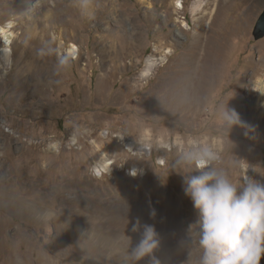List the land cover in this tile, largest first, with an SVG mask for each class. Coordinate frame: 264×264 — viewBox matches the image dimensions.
Masks as SVG:
<instances>
[{
  "label": "rangeland",
  "instance_id": "374dc122",
  "mask_svg": "<svg viewBox=\"0 0 264 264\" xmlns=\"http://www.w3.org/2000/svg\"><path fill=\"white\" fill-rule=\"evenodd\" d=\"M77 1L0 0V24L13 21L16 32L11 55L0 56V199L5 191L22 208L0 203V264H134L126 252L145 224L164 229L161 264H189L190 253L196 264L202 219L177 172L181 147L220 140L225 160L244 159L264 183V94L255 89L264 91V37L253 35L264 0L224 1L198 47L194 0H116L115 17L99 25ZM106 2L93 0L101 18ZM72 41L77 58L67 52ZM189 55L201 66L203 92L162 96L160 84L187 69ZM149 58L156 64L142 74ZM250 104L256 112L241 107ZM227 105L244 126L221 124ZM145 131L149 151H140ZM104 162L109 169L97 175ZM229 175L242 183L239 169ZM171 233L193 238L188 250H175Z\"/></svg>",
  "mask_w": 264,
  "mask_h": 264
},
{
  "label": "clouds",
  "instance_id": "9594fccd",
  "mask_svg": "<svg viewBox=\"0 0 264 264\" xmlns=\"http://www.w3.org/2000/svg\"><path fill=\"white\" fill-rule=\"evenodd\" d=\"M64 63L61 60V64ZM255 89L264 94L259 88ZM217 115L224 127L244 126L240 115L228 105ZM136 141L142 145L140 151H149L147 131ZM221 144L222 141L215 139L211 143L206 140L190 142L189 147H181L177 161L184 191L202 219V233L198 238L200 255L196 264H260L264 257V183L248 175L250 166L244 159L236 156L225 160ZM232 169L244 173L242 183L233 182L229 175ZM132 170L130 174L135 176ZM253 171L257 170L253 168ZM193 172L198 174L193 175ZM140 229L141 223L137 220L131 231ZM124 237L131 246V237L125 233ZM159 247L160 238L155 227L145 224L139 243L131 252L127 250L126 257L133 258L134 264L145 257L149 258V264H161L155 256ZM188 261L191 264V253Z\"/></svg>",
  "mask_w": 264,
  "mask_h": 264
},
{
  "label": "bare ground",
  "instance_id": "6f19581e",
  "mask_svg": "<svg viewBox=\"0 0 264 264\" xmlns=\"http://www.w3.org/2000/svg\"><path fill=\"white\" fill-rule=\"evenodd\" d=\"M194 1L195 2H194L193 7H192L193 15L195 14V17H196L197 14L202 13L201 16L196 17V22L198 23V26L194 29L193 44H192L193 46L195 45V47H196L197 45L199 46L203 41H207V42L209 41V37H208L209 35L206 38H204L205 37L204 36L205 23L207 22V20H208V18H209V16L211 14L214 13V15H218L219 14L218 11L220 12L221 11V6H223L221 4L224 1L227 2L229 0H194ZM71 5L73 7H75V6L79 7L81 9L82 13L84 12L83 14H86L88 16L90 15V17H91V15H94L95 18L98 19V25L102 24L104 22V19H106L109 16L115 17L114 15L118 12V8L116 7L117 6L116 0H107V2L105 3V5L103 7H104V12H108V13H107V16H104L102 18L99 16V8H97V9L95 8V6L93 4V0H79L77 2H73ZM175 10L178 13L179 9L177 7L175 8ZM66 11H67V13H66ZM66 11L62 10L63 14L70 15V13L68 12L67 8H66ZM61 20H62L61 21L62 24L66 23L65 18L61 19ZM69 20H72V19H69ZM186 24H188V23L186 22ZM13 26H14V22L13 21H9L7 23L0 24V34H1V37H2V41H3V47H2V49H0V56L2 54L10 56L11 53H12V48L11 47H12L13 40L16 37V32L13 30ZM180 30H181V28H180ZM210 31H212V29ZM109 34H112V32L109 33ZM174 35H176V34H174ZM222 39L223 38H221V40ZM217 41H219V39ZM110 42H111V44L114 43L113 41H110ZM167 44L169 45V48H170V45H173V43L171 41H169V40H167ZM79 50L80 49H79L78 45L75 42L72 41L70 46H69V48L67 49V52L70 53V55L73 58H77L79 56ZM168 51H169V49H168ZM61 53H62V50H61ZM189 56L190 57H185V58H187L186 59L187 60L186 64L188 66L187 69L181 70V72L180 71L179 72L178 71L174 72L173 75H171L169 77H166L164 79L163 83L160 84L161 85L160 87H162V89L160 90V93H161L162 96L167 97V96H170V95H175V97H177V98H181L183 96L184 97L186 96V97L189 98L191 96H194V95H197L198 93L200 94V93L203 92V85H205V81H204V76H203V74L201 72V66L197 65V59H196L195 55H189ZM154 61L152 60V58H149V59L146 60L147 67H146V70L144 71V73H142V74H146V75L150 74V69L153 68L152 65L156 64ZM262 66H264V64H262ZM206 87H207V85H206ZM165 88H166V90L163 91V89H165ZM204 90H205V88H204ZM152 91H154V89ZM157 95H159V93ZM258 104H256V105H254V104L243 105L241 107H242V109L256 112L258 107H259ZM121 139H122V143L129 150L134 149L135 146L133 145L132 142H129L124 137H122ZM108 165H109V162H104V163L97 164L94 167V171L96 172L97 175H101V174H103V173H105L107 171ZM133 173H136V167H134ZM1 197L2 198L0 199V203H6V201H8V200H12L13 203H14V206H16L19 209H22L20 206H18V204H17L18 202H16V199H17L16 196H11L12 198H10L8 196L7 192H5V191L3 192L2 191ZM156 231L159 234V238H161L162 234L164 233V229H160V230L156 229ZM180 237L181 236H179L177 234L171 233L169 235L168 239H167L168 241L167 240L166 241L168 243H170V242L173 241V239L178 238L177 242H176V245H175V250H180V249L188 250L189 245L191 244L193 238L189 242H185L186 240L183 241ZM187 256H188V258L190 257V255H187Z\"/></svg>",
  "mask_w": 264,
  "mask_h": 264
},
{
  "label": "water",
  "instance_id": "95a60500",
  "mask_svg": "<svg viewBox=\"0 0 264 264\" xmlns=\"http://www.w3.org/2000/svg\"><path fill=\"white\" fill-rule=\"evenodd\" d=\"M253 35L255 39H261L264 37V10L254 26Z\"/></svg>",
  "mask_w": 264,
  "mask_h": 264
}]
</instances>
